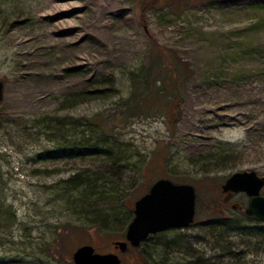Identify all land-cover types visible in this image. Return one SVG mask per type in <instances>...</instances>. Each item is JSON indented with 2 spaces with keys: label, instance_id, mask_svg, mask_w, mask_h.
Segmentation results:
<instances>
[{
  "label": "rangeland",
  "instance_id": "rangeland-1",
  "mask_svg": "<svg viewBox=\"0 0 264 264\" xmlns=\"http://www.w3.org/2000/svg\"><path fill=\"white\" fill-rule=\"evenodd\" d=\"M0 81V264L112 250L159 178L194 186V221L121 264H264V221L221 189L264 176V0H0Z\"/></svg>",
  "mask_w": 264,
  "mask_h": 264
},
{
  "label": "water",
  "instance_id": "water-1",
  "mask_svg": "<svg viewBox=\"0 0 264 264\" xmlns=\"http://www.w3.org/2000/svg\"><path fill=\"white\" fill-rule=\"evenodd\" d=\"M3 83L0 81V101ZM264 176L255 171H239L231 174L221 185L223 192H243L249 197L246 215L264 221ZM196 193L192 184L175 183L168 178H159L147 192L134 201L133 217L127 225L124 240L113 244L124 251L129 244L137 247L149 235L169 229L190 226L195 216ZM74 264H120L115 253L95 252L91 244L77 247L72 253Z\"/></svg>",
  "mask_w": 264,
  "mask_h": 264
},
{
  "label": "trees",
  "instance_id": "trees-1",
  "mask_svg": "<svg viewBox=\"0 0 264 264\" xmlns=\"http://www.w3.org/2000/svg\"><path fill=\"white\" fill-rule=\"evenodd\" d=\"M136 97V95L134 94L133 95V98H135ZM136 99V98H135ZM90 148H94L95 150H100V149H105V150H107L108 151V154L107 155H105L106 157H108L111 161H113V163L114 162H116V161H119V159H120V157H121V151L119 150H117L116 148H115V146L114 145H107V144H104V147L105 148H103V145L101 144V143H94L93 145H90L89 146ZM107 172H109V171H105V173H107ZM77 176V175H76ZM78 177V176H77ZM86 180H79L77 183L75 182L74 184H71L70 183V185H72L73 187L74 186H76V187H78V188H80L79 189V191L80 190H82V192H81V200H78V201H80L79 202V204H81L85 209H87V210H91V212H89V213H91L93 216H95V215H97L98 216V214L100 213V210L98 211L97 210V208L94 206V205H91V204H93V203H91V200H96L98 197H95V198H91L90 199V197L88 196V195H91L90 193L93 191V190H95L96 189V186L94 185L93 186V184H89V185H87V184H83L84 182H85ZM92 186V187H91ZM82 188V189H81ZM74 189H76L75 187H74ZM98 189V188H97ZM82 194H83V196H82ZM93 195V194H92ZM99 196V195H98ZM100 197V196H99ZM102 198V201L106 198V197H101ZM90 199V200H89ZM80 205V206H81ZM99 217H101V216H99ZM102 218V217H101ZM108 217H107V215H104V218H102L101 220L103 221V222H108ZM217 229L218 228H215V227H213V228H211V232L213 233L214 231H217ZM220 231V230H219ZM219 231L217 232V234L216 233H214V235L215 236H217L218 235V233H219ZM188 264H192L191 262L190 263H188Z\"/></svg>",
  "mask_w": 264,
  "mask_h": 264
},
{
  "label": "flooded vegetation",
  "instance_id": "flooded-vegetation-1",
  "mask_svg": "<svg viewBox=\"0 0 264 264\" xmlns=\"http://www.w3.org/2000/svg\"><path fill=\"white\" fill-rule=\"evenodd\" d=\"M223 192V191H222ZM224 194H223V198H222V200L224 199V200H226L225 202H227L228 200V196L229 195H231V193H233V192H230V191H227V192H223ZM224 202V204H226ZM228 203V202H227ZM232 206L233 207H236L237 205L236 204H232ZM247 206V205H246ZM246 208V207H245ZM245 208H244V212H245ZM236 209H242V207L241 206H237V208ZM246 214V213H245ZM249 216V215H248ZM169 230H171V229H169ZM165 231H168V230H165ZM163 232V231H162ZM158 233H160V232H158ZM155 234H157V233H155ZM152 235H154V234H151V235H149L145 240H143L137 247H132V246H130L129 244L127 245V248L125 249V250H127L128 248H130V247H132V248H138V247H141V244L144 242V241H146V240H148ZM125 236V235H124ZM124 240V239H123ZM114 241H118V240H114ZM94 250H95V248H94ZM124 250V251H125ZM124 251H121L119 248H117L114 244H113V241H112V250H110V251H108V252H105V253H115V254H117L118 255V257L120 258V264H121V262H122V258H121V255H120V252H124ZM95 252H98V251H96L95 250ZM99 253H101V252H99Z\"/></svg>",
  "mask_w": 264,
  "mask_h": 264
}]
</instances>
